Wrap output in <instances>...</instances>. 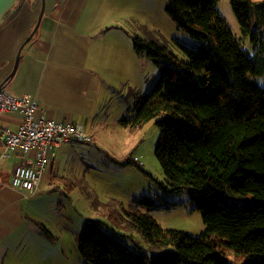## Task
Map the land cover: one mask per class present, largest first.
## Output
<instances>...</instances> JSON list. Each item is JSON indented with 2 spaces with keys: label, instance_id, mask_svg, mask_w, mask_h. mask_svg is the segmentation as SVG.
<instances>
[{
  "label": "trees",
  "instance_id": "obj_1",
  "mask_svg": "<svg viewBox=\"0 0 264 264\" xmlns=\"http://www.w3.org/2000/svg\"><path fill=\"white\" fill-rule=\"evenodd\" d=\"M218 1L169 0L167 13L196 40H174L186 58L133 37L135 52L160 75L147 93L129 89L132 105L119 119L128 128L156 120L154 151L165 176L157 183L164 194L187 193L205 228L199 235L164 228L151 211L175 203L161 196L134 197L127 206L111 200L100 210L109 221L88 218L78 235L88 264H228L227 249L245 255L240 264H264V85L249 76L264 74V0H231L252 54ZM236 197L250 201H228ZM122 231L139 233L146 246L129 247Z\"/></svg>",
  "mask_w": 264,
  "mask_h": 264
},
{
  "label": "rangeland",
  "instance_id": "obj_2",
  "mask_svg": "<svg viewBox=\"0 0 264 264\" xmlns=\"http://www.w3.org/2000/svg\"><path fill=\"white\" fill-rule=\"evenodd\" d=\"M168 2L109 0V11L118 16L128 32L127 76L113 84L117 91L107 103L108 118L101 130L94 134L93 141L67 145L70 155L65 161L62 160L64 154L58 153L56 168L60 170L62 182H58L52 192L49 191L50 186L32 195L28 206L24 207L29 226L33 224L37 233L29 237L27 228L13 233L10 245L0 248V264H88L79 252L78 235L88 218L109 221L100 210L111 200L127 206L134 197L147 195L159 199L161 196L163 203H175L171 207L151 211L164 228L179 229L193 235H199L204 230L201 212L193 208L188 194H164L157 183V180L165 182V176L154 151L159 135L156 120H150L142 127L128 128L122 126L117 117L121 113L124 115L132 105L127 103L130 102L129 89L147 93L160 75L159 67L146 54L138 55L134 51L133 37L166 44L182 58L186 56L174 44L175 39L189 46L196 45V40L179 29L167 13ZM217 8L244 50L252 54L254 47L250 32L243 31L231 0H219ZM249 76L256 77L264 85V74ZM134 157L139 158V161L135 160L137 164L126 161ZM228 201L243 203L250 201V197L228 198ZM127 234L130 236L124 243L129 247H135V242L146 246L139 233ZM226 259L228 264H240L245 255L227 249Z\"/></svg>",
  "mask_w": 264,
  "mask_h": 264
},
{
  "label": "crops",
  "instance_id": "obj_3",
  "mask_svg": "<svg viewBox=\"0 0 264 264\" xmlns=\"http://www.w3.org/2000/svg\"><path fill=\"white\" fill-rule=\"evenodd\" d=\"M108 3L109 0H0V84L13 71L18 50L44 8L40 26L23 47L17 68L3 88L37 99L47 117L84 125L93 138L108 118L107 103L117 91L113 84L125 78L128 71V32L118 16L109 11ZM21 121L18 111L0 113L2 125L16 129ZM73 144L64 143L57 149L54 160L40 176L36 193L58 186L56 177L61 173L56 168V158L60 152L65 161L70 155L67 145ZM4 152L0 140V248L9 246L13 233L22 228L30 231L29 237L37 233L33 224L29 226L24 211L32 195L12 184L15 167L31 164L32 155H2Z\"/></svg>",
  "mask_w": 264,
  "mask_h": 264
},
{
  "label": "built area",
  "instance_id": "obj_4",
  "mask_svg": "<svg viewBox=\"0 0 264 264\" xmlns=\"http://www.w3.org/2000/svg\"><path fill=\"white\" fill-rule=\"evenodd\" d=\"M20 112L22 121L16 129L0 123V140L5 146L2 155H32L31 164H19L12 176L13 187L27 195L37 192L40 176L54 160L64 143H89L93 136L84 125L69 120L53 119L42 114L39 101L29 95H15L0 90V113ZM134 160L139 161L138 157Z\"/></svg>",
  "mask_w": 264,
  "mask_h": 264
},
{
  "label": "water",
  "instance_id": "obj_5",
  "mask_svg": "<svg viewBox=\"0 0 264 264\" xmlns=\"http://www.w3.org/2000/svg\"><path fill=\"white\" fill-rule=\"evenodd\" d=\"M43 13H44V8L42 9V11H41V13L39 15L38 21H37L34 29L32 30V32L30 33V35L26 38V40L20 46V48L18 50V53H17V57H16V62H15L14 69L11 72V74L9 76H7V78H5L1 82V84H0V90L4 87V85L6 84V82L8 81V79L11 77V75L14 73L15 69L17 68V64L19 62V57H20L21 51H22L23 47L30 41V39L33 37L34 33L37 31L38 27L40 26V23H41V20H42V17H43Z\"/></svg>",
  "mask_w": 264,
  "mask_h": 264
}]
</instances>
